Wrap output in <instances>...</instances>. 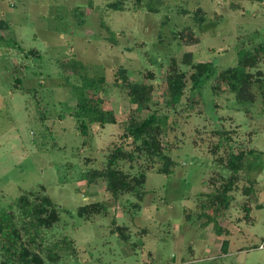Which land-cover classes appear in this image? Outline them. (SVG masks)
<instances>
[{"label": "rangeland", "instance_id": "obj_1", "mask_svg": "<svg viewBox=\"0 0 264 264\" xmlns=\"http://www.w3.org/2000/svg\"><path fill=\"white\" fill-rule=\"evenodd\" d=\"M107 2L0 0L5 24L0 27V217L18 215L17 200L27 192L50 196L60 219L42 233L49 245L43 264H264L261 103L239 102L229 90L218 96L210 83L191 112L183 110L185 98L172 108L163 95L172 58L187 69L182 59L191 51L195 60L222 69L238 64L242 48L264 43V0H142L140 7L138 0H127L124 10L110 9ZM198 8L202 21L194 18ZM185 27L200 41L186 44ZM119 67L128 69L132 81L154 83L161 112L169 120L180 118L177 132L170 134L177 143L170 152L177 164L168 174L146 171L142 200L132 193L115 199L104 181L89 183L85 177L91 168L102 167L116 146L131 147L123 122L135 105L127 89L116 84ZM102 74L106 82L97 94L118 121L93 125L84 143L73 111L84 77ZM223 126L235 128L236 148L254 149L240 182L242 187L249 178L253 191H235L228 210L206 226L209 216L200 217L201 193L216 186L210 182L213 172L229 176L230 169L215 159L199 134L211 136V130ZM95 201L106 212L90 219L78 214L80 206ZM119 226L126 227V236ZM224 239L230 241L227 252L221 248ZM4 246L0 242V264L10 258ZM49 252L59 258L50 259Z\"/></svg>", "mask_w": 264, "mask_h": 264}, {"label": "trees", "instance_id": "obj_2", "mask_svg": "<svg viewBox=\"0 0 264 264\" xmlns=\"http://www.w3.org/2000/svg\"><path fill=\"white\" fill-rule=\"evenodd\" d=\"M107 1V6L110 9L124 10L126 8L127 0ZM141 3L142 0H138L137 7H140ZM148 9L154 8L149 6ZM194 18L197 21L204 19L201 8L195 10ZM4 25V21L0 19V27ZM185 28H187L186 34H189L186 44L200 41L190 27ZM177 34L184 35L183 31H178ZM262 62H264V43H259L247 51L242 48L239 51L238 64L222 69L213 62L195 60L194 54L187 51L182 59V63L187 66V69L181 68L176 58H172L170 61L163 93L166 98V106L175 108L185 98L187 106L183 110L194 111L199 98H203L204 86L210 83L214 94L219 96L223 91L229 90L239 102L261 103L264 112ZM116 74V84L123 85L127 89L130 101L135 105L131 108L128 118L123 122L125 130L123 136L132 139L131 147L116 146L108 154L107 162L102 167L91 168L85 177L89 183L98 180L104 181L106 189L115 199H118L121 194L132 193L142 200L144 197L143 185L147 177L146 171L155 170L168 174L177 164L170 154L177 143L170 138V134L177 132L180 118L174 116L172 120H169L170 117L161 112L162 105L155 101L154 97V83L132 81L126 67H119ZM152 75L153 73H148L146 76L151 78ZM20 81L21 79L17 80V82ZM105 82L106 76L103 74L96 77H84L82 80L80 87L82 91L73 114L77 118V128L80 134L86 138L84 143H88V138L93 134V125L99 124L104 127L106 124H116L118 121L117 114L112 109L105 108L103 98L97 94ZM187 92H189L188 95ZM195 93V97H191L190 94ZM211 131L212 137L203 135L201 134L203 131L198 130L201 132L199 134L201 142L209 152L214 153L218 162L230 169V175L221 176L218 172H213L210 182L216 186L210 192L201 193L204 204H199V208L202 210L200 217L209 216L204 223L206 226L228 210L235 191L243 189V192L247 194L253 191L251 189L253 184L247 186L251 181L249 178L245 180L242 187L240 182L244 181L243 172L246 168V157L253 153L254 149L236 148L235 128L223 126ZM163 137L167 138L165 143ZM195 142L199 144V141ZM133 169L137 171L131 172ZM41 190H44V187ZM17 204L18 215L7 213L0 217V242H5L4 249L10 254V258H5L3 262L5 264H43V252L49 248V245L43 243L42 233L44 229L52 227L59 221V209L50 196L41 191H31L21 195ZM243 206L246 215L249 216L250 206L248 203ZM206 208L210 210V213L204 210ZM101 212H106V206L99 201L78 208V214L86 219ZM214 226L221 234V227H217L216 223ZM118 229L121 230V236H126L123 232L126 227L119 226ZM63 241L73 245V242L68 239ZM229 244V239L222 241L221 248L224 252L228 251ZM48 256L52 260L59 258L55 252H49Z\"/></svg>", "mask_w": 264, "mask_h": 264}]
</instances>
